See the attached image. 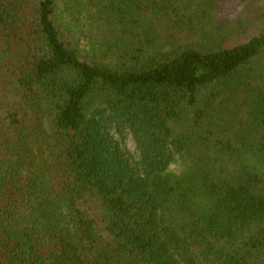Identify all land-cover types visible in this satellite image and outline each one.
<instances>
[{
  "label": "trees",
  "instance_id": "16d2710c",
  "mask_svg": "<svg viewBox=\"0 0 264 264\" xmlns=\"http://www.w3.org/2000/svg\"><path fill=\"white\" fill-rule=\"evenodd\" d=\"M240 1L0 0V264H264Z\"/></svg>",
  "mask_w": 264,
  "mask_h": 264
},
{
  "label": "rangeland",
  "instance_id": "374dc122",
  "mask_svg": "<svg viewBox=\"0 0 264 264\" xmlns=\"http://www.w3.org/2000/svg\"><path fill=\"white\" fill-rule=\"evenodd\" d=\"M235 12L241 13L247 17L248 21L255 26L262 25L264 23V2L261 0H241L235 5ZM128 150L135 156H137V149L135 141L132 136L128 134L125 139Z\"/></svg>",
  "mask_w": 264,
  "mask_h": 264
}]
</instances>
